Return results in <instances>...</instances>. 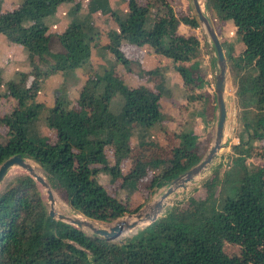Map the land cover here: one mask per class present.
<instances>
[{
	"label": "trees",
	"instance_id": "trees-1",
	"mask_svg": "<svg viewBox=\"0 0 264 264\" xmlns=\"http://www.w3.org/2000/svg\"><path fill=\"white\" fill-rule=\"evenodd\" d=\"M66 1L69 0H26V6L21 9L26 21L18 22L13 17L1 20L2 34L23 46L30 57V66L9 84L8 93L16 101L17 108L10 110L0 122L23 121L25 114L20 107L34 99L42 81L54 74L52 72L73 73L90 56L91 47L80 22H71L58 33L63 52L49 49L46 18ZM127 2L124 17L109 10L118 31L109 35L116 46L112 52L122 67L130 70L129 61L120 56L125 42L147 43L153 47L161 45L165 56L188 63L179 69L183 84L204 86L206 79L196 60L199 50L195 37L177 30L182 21L199 25L196 17H176L166 0H145L147 5H140L138 0ZM205 8L217 19L232 10L240 25L243 49L238 55L233 53L226 39L220 41L227 64L233 70L240 111L247 108L249 100L257 109L251 120L246 114L241 116L244 117L243 129L248 134L250 129L264 127V0H205ZM215 27L218 31L219 26L215 24ZM177 40L182 41V47ZM29 76L33 79L27 84ZM102 80L107 85L105 93L95 94V82L99 80L89 78L79 94L88 109L86 127L97 136L96 147L84 150L72 146L68 133L76 125L77 117L74 111L65 107L67 101L60 97L44 113L49 126L56 129L58 141L43 146L25 135L10 136L0 146V164L15 154L35 161L43 169L52 189L72 211L91 220L110 223L139 209L132 205L129 186L138 187L139 180L145 178L149 190L160 188L199 163L200 137L195 131H187L174 135L179 136L180 143L159 148H156L157 143H152L146 156L135 158L131 168L124 173L122 149L127 146L117 144L112 134L126 136L131 127L137 125L154 128L165 116L152 98L146 96L145 100L143 87L129 85L115 70L106 72ZM208 86L207 98L212 99L209 100L210 110L215 112L213 84ZM116 94L123 98L119 112L111 110V98ZM200 118L207 119L203 115ZM163 131L165 137H170L169 131ZM247 142L242 138L233 146L236 153L233 171L224 170L219 176L218 164L214 169L215 181L211 180L208 185L207 197L203 200L189 197V207L179 215V221L164 220L169 212L177 209L176 204L121 242L89 234L50 217L38 183L26 173L19 174L0 190V264H233L223 251L222 242H240L254 236L261 242L255 251L257 259L264 264V167L247 169L244 162L250 151L249 147L244 148ZM107 143L114 146L112 152L109 151L114 158L111 162V155L106 153ZM101 172L110 174L112 180L121 179L120 186L127 192L124 201L98 182L97 175ZM215 184L220 187L218 197ZM54 199L58 213L63 214L64 210L65 215L71 216L55 193ZM169 200L171 198H164L162 207Z\"/></svg>",
	"mask_w": 264,
	"mask_h": 264
},
{
	"label": "rangeland",
	"instance_id": "rangeland-1",
	"mask_svg": "<svg viewBox=\"0 0 264 264\" xmlns=\"http://www.w3.org/2000/svg\"><path fill=\"white\" fill-rule=\"evenodd\" d=\"M127 1L128 0H69L61 3L56 12L46 18L48 25L47 30L50 32L48 36V45L51 52L64 51L58 34H54V31L60 32L59 28L63 30L71 22H80L85 27L86 40L89 42V47H91L90 56L75 68L73 73L52 72L54 74L42 81L34 99L26 101L24 105L20 107V111H23L25 114L23 121L10 124L0 122V146L5 144L10 136L18 134L35 139L43 146H48L58 141L57 131L55 128L49 126L48 122L44 119V113L45 110L54 103L56 97H63V99L67 101L65 107L74 111L77 117L76 125L69 130L68 133L71 138L72 146L74 148H83L84 150L96 147L97 136L91 134L89 128L86 127L88 109L85 100L82 99L79 94L85 81L89 78L99 80L95 82V94L105 93L107 85L102 78L106 72L115 70V73L118 75L123 72V77L129 79L132 86L139 85L143 87L145 100L146 96L152 98V102L159 104V108L162 107L161 110L165 113L163 121L154 128L145 129L141 125H137L131 127L126 136H120V134L116 132L112 134L117 144L123 143L127 146V149H122V168L124 173H127L128 169L131 168L135 158L143 159L146 156L148 150L152 147V143H157L156 148L163 145H172L175 142L180 143L181 139H179V136L176 138L174 135L180 132H194L195 129L197 130L195 132L200 137L197 152L201 160L205 157L213 144L218 120L217 108L215 112L210 110L211 103H209V100L211 101L212 99L207 98L208 84H213L214 89V77L218 72V66L215 50L206 30L198 21L192 0L166 1L169 6H172L176 17H196L195 20L199 25L192 26L182 21L179 22L177 30L180 34L186 36L193 35L195 37L199 50V55L196 60L199 61V70L203 76L206 77L204 86L199 84H190L186 86L183 84V78L179 73V69L182 66H188V63H182L181 61L176 62L172 58L165 56L163 54L165 49L161 45L153 47L147 43L137 45L136 43L125 42L126 47L122 49V53L120 54L121 59L129 61L127 65L130 70H128V73L125 72L122 63L117 60L112 52L116 46L113 44L109 35L114 32L118 33V31L114 18L110 15L111 12L109 10L124 17L127 14ZM138 2L140 5H147L145 0H138ZM199 2L203 12L209 18L219 38L226 39L229 45H231L233 53L238 55L243 49V45L239 36L240 25L236 19L235 12L229 10L226 16L223 15L217 19L213 13L205 8V0H199ZM26 4V0H0V28L3 26L1 20L4 18V21H6L7 19L5 17H13L18 22L26 21L25 14H23L21 10ZM215 24L219 26L218 31ZM177 30L175 33H177ZM177 41L180 47H182V41ZM147 57L157 60L155 66L153 65L154 67L146 68L144 66ZM35 60L37 62V58H35ZM29 61L30 57L23 46L8 40L0 30V119L4 118L13 108H17L16 101L8 93V86L11 82H15L20 72L29 69ZM118 67H122L121 71ZM32 79L33 77L29 76L27 84H30ZM180 90L182 91L181 93L179 92ZM152 93L154 94L152 95ZM224 100L226 104V121L223 131L222 147L217 152L216 158L207 170L188 182L185 188L178 187L167 196L171 198L165 205V207H169L167 210L176 204L177 209L166 215V219H164L166 221H179V215L184 209L189 207L187 203L189 197L201 200L207 197L208 185L211 180H214V169L217 168L218 164L219 176L222 175L224 170L229 172L233 171V158L236 155L233 146L239 143L242 138L248 141L247 144L244 145V148H250L244 161L247 169L251 171L257 167H264V127L250 129L248 134L247 131L243 129L244 117H241L242 114H246L247 118L251 120L256 114L257 109L254 108L255 105L253 101L249 100L247 108L240 111V105L238 104L236 95V84L233 81V70L228 65ZM122 104L123 98L121 95L116 94L111 98L112 111L119 112ZM197 113L200 114L197 116ZM199 115L206 117V121L202 120L200 122V120L195 119V117H199ZM207 121L210 122V127L207 126ZM163 130L169 131V133H171V138L165 137ZM153 137L154 140H151ZM105 147L107 155H111L110 152H112V147L114 146L111 145V143H107ZM120 154H122V152ZM27 160L32 161L39 169H42L35 161L31 159ZM111 161H114L112 155L109 158V162ZM42 172L44 173L43 169ZM23 173L26 172L21 167H11L3 179L2 188L17 175ZM97 179L113 196H117L122 201L127 198L126 190L120 186V178L112 180L110 174L101 172L97 175ZM138 184V187H128L129 190L132 191L130 196L133 203L132 205L134 207H139L136 212L127 213L110 223L91 219L88 220L95 226L107 229L113 226L118 220L128 221L129 219L125 218H129L128 216L141 211L148 203L159 199L161 194L165 192L169 186V184H166L160 188L154 187L149 190L148 182L145 178L142 180L140 179ZM215 186L214 191L218 197L220 187L217 184H215ZM211 188L212 187H210V189ZM40 189L45 203L49 208V201L46 199V191L43 188ZM53 192L57 193L61 202L69 208L71 213L83 217L81 214L72 211L68 203L62 199L58 192L54 190ZM212 206L213 203L211 202L210 207ZM165 212L166 211L159 216L163 215ZM63 214H66L64 210ZM146 225L148 224H144L142 227L128 233L126 231L122 232L113 241H124L125 238L135 234ZM82 230L92 234V231L88 227H83ZM260 246L261 242L257 236L245 237L240 242H231L228 240L222 242V249L233 264H260L255 253Z\"/></svg>",
	"mask_w": 264,
	"mask_h": 264
},
{
	"label": "water",
	"instance_id": "water-1",
	"mask_svg": "<svg viewBox=\"0 0 264 264\" xmlns=\"http://www.w3.org/2000/svg\"><path fill=\"white\" fill-rule=\"evenodd\" d=\"M195 13L197 15L199 23L203 26L206 30V33L212 43V46L215 50L218 72L214 77V94L216 100V108L218 111V120L215 129V136L212 146L210 147L209 151L205 155V157L196 165L192 166L190 169L183 172L178 177L174 178L169 182V186L167 187L166 191L163 192L160 196V200L166 198L169 194H171L174 190L178 187L185 188L187 183L193 180L196 176L202 174L205 170H207L211 164L213 163L214 159L217 156V152L222 147V139L224 136V125L226 121V104L224 100V92L226 86V73H227V60L224 55L223 47L221 45V41L219 36L217 35L216 31L214 30L213 26L211 25L209 18L203 12L201 8V4L199 0H192ZM18 166L21 167L26 174L31 176L35 179L38 183L40 188L45 189L46 191V199L49 201V208L48 214L50 217H53L57 220L63 221L65 223L71 224L76 226L77 228L82 229L83 227H88L93 234L102 237L107 240L113 241L116 237H118L123 231L130 230L137 225V220H142L140 212L147 206L150 205L148 203L141 211L135 213L137 220L131 223L119 222L116 221L115 224L111 227L101 228L96 227L88 218H79V217H72L70 215L65 214H57L55 209L53 208L54 198H53V189L49 184L46 176L44 174H39L35 171L33 166L28 162L27 158L22 157L20 154H15L13 156L8 157L0 164V190L2 189V182L3 179L8 172V170L13 167ZM169 207H162L159 201L155 202V207L153 209L151 216H146L147 224L152 223L155 221L161 213L167 211ZM131 216V215H130ZM121 242V241H120Z\"/></svg>",
	"mask_w": 264,
	"mask_h": 264
},
{
	"label": "bare ground",
	"instance_id": "bare-ground-1",
	"mask_svg": "<svg viewBox=\"0 0 264 264\" xmlns=\"http://www.w3.org/2000/svg\"><path fill=\"white\" fill-rule=\"evenodd\" d=\"M28 161H29V163L33 166V168L35 167L34 169H35V171H36L37 173H39V174H41V173L44 174V173L42 172V169H39V167H37L36 164L32 163V161H30V160H28ZM54 193H55V192H54ZM54 193H53V198H54ZM55 194H56V196H57V198H58L59 203H60L61 205H63V206H66L65 204H63V203L61 202V200H60V198L58 197L57 193H55ZM156 201H159L160 203L162 202V200H160V199H156V200L152 201V202L150 203L149 206L145 207V208L140 212L141 217H142V220H137L135 214H134V215H131V216H128L129 218H125V219H129L128 221H120V220H119V222H125V223H131V222L137 220V225H136L134 228H132V229H130V230H125V231L128 232V231L134 230V229H136V228H139V227L143 226L144 224H147L148 221H147V219H145V218H146V216H151V215H152V212H153V209H154V207H155V202H156ZM66 207H67V206H66ZM53 208L55 209V211H56L57 214H61V213H58V211H57L56 208H55V199H54V203H53ZM67 209L69 210L68 207H67ZM69 212H70V211H69ZM70 213H71V212H70ZM71 216H72V217H79V216H77V214H74V213H71ZM79 218H81V217H79ZM131 218H132V219H131ZM96 227H98V226H96ZM125 231H123V232H125Z\"/></svg>",
	"mask_w": 264,
	"mask_h": 264
},
{
	"label": "crops",
	"instance_id": "crops-1",
	"mask_svg": "<svg viewBox=\"0 0 264 264\" xmlns=\"http://www.w3.org/2000/svg\"><path fill=\"white\" fill-rule=\"evenodd\" d=\"M61 29L59 28V31H60ZM59 32H57V31H54V34H58ZM150 63V64H149ZM157 63V60L156 59H149L148 57H147V59H146V62H145V67L146 68H150V67H154L155 66V64ZM154 65V66H153ZM228 65V64H227ZM122 68V67H121ZM121 68L120 67H118V69L121 71ZM124 69V68H123ZM28 70V69H27ZM125 70V69H124ZM25 71V70H24ZM125 72H127L128 73V71H126L125 70ZM121 73V72H120ZM122 77H123V72H122V74H120ZM124 78V77H123ZM206 78V77H205ZM124 81L125 82H127L129 85H131V83H130V80L129 79H127V78H124ZM180 85H181V82H180ZM182 89V88H181ZM180 93L182 92L181 90L179 91ZM57 98V97H56ZM54 104V103H53ZM52 104V105H53ZM51 105V106H52ZM50 107V106H49ZM121 109V108H120ZM161 109H162V107H161ZM162 111V110H161ZM163 113V112H162ZM163 114H165V113H163ZM168 114V113H167ZM198 114H200V113H197V116H198ZM165 116V115H164ZM195 117V119H197V120H200V122L202 121V119L200 118V115H199V117ZM210 122L209 121H207V126H209L210 127ZM208 127V128H209ZM195 131H197L196 129H195Z\"/></svg>",
	"mask_w": 264,
	"mask_h": 264
}]
</instances>
